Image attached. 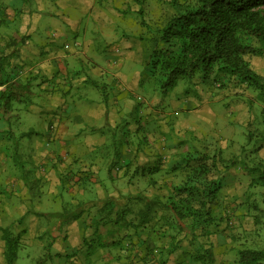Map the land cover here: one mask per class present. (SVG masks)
<instances>
[{"label": "crops", "instance_id": "obj_1", "mask_svg": "<svg viewBox=\"0 0 264 264\" xmlns=\"http://www.w3.org/2000/svg\"><path fill=\"white\" fill-rule=\"evenodd\" d=\"M141 1L14 0L9 5L11 0L8 3L6 0H0L3 9L0 10V39L16 40V49L21 51L18 59L25 64L24 71L33 76V83L36 86L33 88L38 94L35 99L36 104L40 105L36 108L42 120L43 143L35 139L32 152L37 150L39 154L37 159L41 157V160L37 162V159H34L33 162L37 166L42 164L38 167L43 175V183L52 182L54 185L63 183L68 187L69 194L73 195L74 201L77 200L70 213L63 218L65 221L57 222V226L61 228L59 232L64 233L59 235L55 233L56 239L51 243L48 242L50 246L56 248V258L59 256L63 261L64 258L66 259L64 263H91L96 261V258L104 259L111 256L109 252L113 246L112 240L105 241V237L116 235L121 231L109 228L106 217L111 216L118 209L119 201L116 202L118 197L138 192L135 185H130L129 180L134 181L135 176L146 180L144 178L146 176L147 183L155 182L156 193H159L164 183H178L186 178L187 166L194 167V161L189 160L192 154L200 157L210 155L204 143L203 153L196 146L199 142L197 140L200 130L194 119L192 121L188 117L189 113L200 110V113L206 112L210 118H215L214 110L203 104L211 98L221 99L226 95L227 90L226 92L232 91L231 93L246 98L236 101L239 105L235 107L237 115L234 120L248 124L252 116L251 107L246 105V100L261 102L258 94L249 93V89L237 78L212 74L205 78L211 79V83L203 86L204 88L197 86V98L192 99L195 104L188 107V111L181 119H174V115H177L176 110L170 114L168 109H165L164 102L173 105L176 103L172 98L161 99L156 93L155 108L151 107L153 99L148 101L146 109L143 108L144 104L138 106L133 103L131 97H137L136 89L144 84V80L138 72L134 73L126 68L125 58L138 53L142 48V41L141 38L130 34L126 24L129 23L131 14L138 16V7L142 6L139 5ZM34 31L39 35L37 45L33 46L31 34ZM74 42L78 44L74 45ZM109 54L114 58H109ZM8 58L10 60L9 56ZM256 72L262 75V71ZM193 80L197 82V79ZM205 82L206 80L202 84ZM183 102L187 105L190 101ZM260 113L264 114V106ZM132 118L136 123L134 127L126 124L130 133L128 134L127 131L128 135L125 139L112 140L116 130L112 133L113 137L110 132L104 134L103 131H99L105 127L114 130L123 126L126 119L130 121ZM155 119L156 147L145 144L142 150L151 153L147 154L148 160L141 158L138 161L135 155L142 145L139 147L136 145L132 149L127 142L128 136L139 134V130L142 132L141 124L151 123ZM223 132L222 135H217L221 150H218L217 154L215 151L212 155L217 165L216 173L212 178L219 184L216 199H220L219 204L223 202L234 207L230 208L233 214H249L251 213L249 204L243 203L239 206L233 202L240 198L239 193L244 195V192L248 191L249 195L245 198L253 199L254 192L250 188L253 186H249L250 178L240 180L244 172L232 168L235 162L241 161L242 158L250 164H261L264 167V141L259 142L255 149L249 150L250 154L243 157L248 149L236 144L232 136L233 132L231 134L228 131ZM204 133H207V130ZM100 134L104 138L100 137ZM174 134L179 139L173 136L174 143L169 144L171 142L168 141L170 140L168 135ZM166 138L167 140H164ZM106 141L110 143L107 144ZM228 143H231L230 147ZM106 144L110 147L106 151L107 155L104 153ZM242 149L244 152L239 155L238 152ZM223 150H225L224 154ZM254 151L256 154L254 161L257 163L251 160ZM226 164L231 167H228V171L224 173L222 166ZM57 174L64 181L61 182L58 178L55 181L54 176ZM225 174L229 175L228 183L231 185L227 183L226 187H222L219 180ZM225 188L227 190L220 196L218 194L220 189L222 191ZM54 192L59 194L57 190ZM75 193L81 195V201L76 198ZM86 195L88 197H85ZM65 207L66 204L59 206L60 210H64ZM50 212L60 213L59 210ZM1 213L3 210L0 208V216ZM17 214L19 219H15L13 225L21 226L20 237H27L30 231L36 232L34 223L38 218L32 215L27 217L30 215L29 208L26 207L24 212ZM1 223L0 220V227ZM86 228H88L87 235L92 238L91 241L96 242L94 247L90 246L92 251L89 252V248L87 257L86 255L85 257L78 255V257L73 252L65 253L61 241L68 242L75 250L76 246L80 248L86 240L80 242L77 233L80 231L82 233ZM39 230L42 231V228ZM99 237L102 240H99ZM23 238L21 240L24 245L41 247L36 252H40L45 247L44 241ZM91 241L89 245H92ZM3 252L4 243L0 232V264H7ZM31 256L32 254H27L29 259L36 258ZM23 262L25 263L26 259L20 261ZM11 264H16L15 260Z\"/></svg>", "mask_w": 264, "mask_h": 264}, {"label": "rangeland", "instance_id": "obj_2", "mask_svg": "<svg viewBox=\"0 0 264 264\" xmlns=\"http://www.w3.org/2000/svg\"><path fill=\"white\" fill-rule=\"evenodd\" d=\"M6 1L7 3L9 2V0ZM13 1L14 0H11L9 5ZM140 4H142V6L138 7V16L131 14L130 21L126 24V27L130 29V34L137 38H141L142 41V48L138 50V53L125 58L126 68L131 69L134 73L138 72L140 77L144 80V84H141L136 89V92L138 93L137 96H140L141 98L138 99L135 96H132L131 98L134 100L133 103L138 106L144 104L143 108L145 109L148 107V101L151 99L154 100L151 103V107H156V93L161 99L172 98L176 100V103L173 105L172 103L164 102L165 109H168L170 114L176 110L177 115H174V119H181L183 118L185 112L188 111V107L195 104L193 100L197 98V86L204 88L203 86H206V84L208 85L212 82V80L204 79L206 82L202 84L204 80L202 81L199 74H196L190 80L180 79L176 86L167 92H162L161 89H152L153 79L150 77L149 69L146 67L147 56L156 44L160 43L159 29L170 18L174 11L170 4V0H142L139 5ZM1 7L2 6H0V10L2 11L3 9ZM46 33L44 32V34ZM38 35L39 33L35 31L31 34L33 46L37 45L36 42L38 41ZM0 53L6 54L10 57V65L13 66V68H16L17 71L21 70V77H26L29 74L24 71L25 64L18 59L21 51L16 49L15 39L1 38ZM109 58H114V56L109 54ZM246 58L253 70L258 71L259 73L262 71V76L264 78V55H249ZM131 71L130 73H133ZM193 79H197V82ZM32 86L36 87L34 83ZM226 91V95L221 99L211 98L208 102L203 104L214 110L216 114L215 118H210V115L206 112L200 113V110L199 112L193 111L192 113H189L188 117L191 118L192 121L194 119V122L199 126L198 130H200V135L197 140L199 142L196 143V146L200 148V152L203 153L205 149L203 147L204 143L205 147H208L210 155L212 156L215 151L217 154L218 150H221V144L218 142L217 135H222L224 133L223 131H228L229 134L233 132L234 134L232 136L236 144L248 149V152H244V149L238 152L239 155H242L244 152L242 156L245 157L248 153L250 154L249 150L255 149L259 142L264 141V114L260 113L262 106H264V95H262V97L259 96V100L261 102H248V99L246 100V105L251 107L252 116L248 125L247 122L241 123L234 120L237 115L235 107L239 105L236 101H242L246 98L243 95L237 96V94L231 93L232 91ZM248 92H255L257 94L258 91L249 88ZM184 100H189V104L185 105L183 102ZM32 105H35V107ZM32 105H15L13 110L16 114L15 117L12 118L8 124L0 121L1 129L10 130L16 136L15 140H10L4 134L0 138V208L3 210V213H1L0 216V220L2 222L1 227L7 229L10 236L15 238L16 245L13 250L16 255V264H69L64 263L66 261L65 258L63 261V258H60L59 256L57 258L55 257L56 248L54 246H50L48 242L51 243L53 239H56L55 233H57V235L64 233L59 232V229L61 228L57 226V222L58 220L61 222L65 221L63 218H65L67 213H70L77 200L74 201L73 195L69 194L70 191H68V187L63 185V183H61V185H59V183L54 185L52 182L48 184L43 183V175L39 171V167L42 164H39L38 167L33 162L34 159L39 157L36 149L34 153L32 152L34 141L37 138V141L40 140L43 143V135L41 134L43 127L41 123V116L37 112V108L40 107V105ZM223 115H225V117ZM133 118L130 121L126 119L123 126H119L114 130L112 128L105 127V129L102 128L99 129V131H103L104 134L110 132L111 137L114 136L112 140H117V138L125 139L130 133V130L128 129L129 127H126V124L134 127L136 123ZM140 127L142 132L139 130V134L129 135L127 140L130 147L132 146V149H134L136 145L138 147L142 145L140 146L139 152L137 151L138 153L136 152L135 155L138 161L141 158L142 160H146L145 158H147V154L151 153V151L147 153L142 150L145 144H149L153 148L156 147V119L151 123L148 122L141 124ZM115 130L117 132L112 136V133ZM206 130L207 133H204ZM127 131L128 134H126ZM121 133L123 134L120 135ZM99 136L104 138L102 134ZM173 136L176 137L175 139H179L176 134L172 136L168 135V139H170L168 141L171 142L169 144L174 143V140L172 139ZM105 137L107 138V136ZM164 140H167V138ZM106 143L109 144L110 142L106 141ZM107 144L106 147H104V153L106 155L108 154L106 151L110 149ZM230 144L231 143L227 144L228 147H230ZM168 150L170 151V149ZM224 151L225 150H223V154L225 153ZM255 156L256 154L254 151L251 159L252 161H254ZM39 160H41V157L37 159V162H39ZM208 163L210 165L212 164L211 161H208ZM213 164L215 165V168L213 169L211 167V176L214 175L216 173L215 170H217V165L215 163ZM254 165L248 163L242 158L241 161L235 162L232 170L244 172V174L239 173L242 174L240 176V180L242 178L248 179L254 174L248 172L247 168ZM222 167L223 172L226 173L229 169L228 167L231 166L226 164V166ZM227 176L229 175L225 174L219 180L221 181L220 183L222 187H226V185L230 184L228 183L229 178ZM54 178L55 181L57 178L61 182L64 181L59 177V174L54 176ZM144 178L147 180L146 176H144ZM146 180L140 176H135L134 181L129 180L128 182L131 186L135 185V188L139 193L147 196L158 195L163 199L167 195L172 183H174H164L163 187H160L159 193H156V184L149 185ZM250 188H252L251 191L254 192L255 197L253 199L250 200L245 198L249 195L248 191L246 193L244 192L245 196L242 193H239L240 198L233 203H237L239 206L243 203L249 204V206H251V213L233 214L230 211V208L233 209L234 207H230L229 204H223V202H220L219 204L220 199H217L212 205V220L207 222V225L204 223L206 226L201 225L200 228H197L194 237H191L188 233L182 232L175 237L177 242L173 240L172 244L170 242V238L168 236H162L161 233H156L153 236L150 234L151 236L148 235V237H146L147 233L145 231H141L140 234L133 233V229L123 227L124 225H121L122 222L116 219L117 213H113L111 216L109 215L106 217L109 223L108 227L114 228L117 231L120 230L121 232L108 237L104 236L105 241L112 240L113 246L109 252V255L111 256L104 259L103 257L96 258V261L81 264H239L237 261L238 250L243 248L264 249V205L261 202L264 187L254 185ZM56 190L60 195L54 192ZM225 190L227 189L225 188L222 191L220 189L218 194L222 196L223 191ZM75 195H77L76 198L80 201L82 200L79 193H75ZM85 197L88 196L86 195ZM90 199L93 198L90 197ZM63 201H67L65 203L66 207L64 210H60L61 208H59V206L65 205ZM26 207L29 208L30 212V215L27 217H30L31 215L35 216L38 218V221L34 223L36 232L30 231L27 233V237L23 238V236H19L21 226L13 225V222L15 219H19V215L17 213L24 212ZM58 210L60 213L50 212ZM160 212L161 211H159L158 214H160ZM24 217L26 218V216ZM41 228L42 231L39 230ZM87 230L88 228H86V232L82 231L81 233L80 231L77 233V239H79L80 242L84 240H86V242L84 245H81L80 248L76 246V250L68 242H65L64 240L61 241V245H64L63 250L65 253L69 254L73 252L77 256L83 255L85 257L86 255L87 257L90 246L92 248L95 246L94 243H96L95 241H91L92 238H89V234L87 235ZM203 230H208L209 233L205 234L202 232ZM127 233H130L129 236H126L132 238V243H130L129 247L122 248L121 243H125L123 238L125 236L124 234ZM96 236L98 237V235ZM21 238L27 240L31 239L33 241H44L45 247L43 250H40V252H36L38 248L41 249V247L37 245H24L25 243L22 242ZM98 239L102 240L101 237ZM90 241L92 245H89ZM141 242H145L144 245L146 248L139 246ZM174 242L176 246L175 248L172 247ZM200 247L201 249L199 250V253H203V259H194L192 254ZM91 248L89 252L92 251ZM208 248L211 251V260L205 252ZM169 249L171 250L169 251ZM29 253L32 254L31 257L36 258H32L33 260L29 259V257H27V254ZM23 259H26V262L20 263ZM257 264H264V262H259Z\"/></svg>", "mask_w": 264, "mask_h": 264}, {"label": "trees", "instance_id": "obj_3", "mask_svg": "<svg viewBox=\"0 0 264 264\" xmlns=\"http://www.w3.org/2000/svg\"><path fill=\"white\" fill-rule=\"evenodd\" d=\"M170 4L174 12L159 29L160 43L146 60L153 90L167 92L180 79L190 80L196 74L201 79L224 74L237 78L246 88L258 91V96L264 95V78L251 68L246 58L264 55V0H170ZM20 73L21 70L10 65L8 56L0 53V121L6 124L16 115L13 112L15 105L36 104L38 94L32 86L33 76L21 77ZM3 134L10 140L16 138L12 131L0 128V138ZM189 160L195 162L194 167L187 166L186 178L172 183L164 199L139 192L118 197V209L114 214L117 213L116 219L122 222L121 225L133 229L136 234L145 231L146 237L161 233L168 236L172 244L182 232L194 237L197 228L211 221L212 205L219 189L218 182L210 175L216 160L210 155L200 157L194 154ZM247 171L254 174L249 186L264 187V167L261 164H255ZM261 202L264 205V192ZM0 232L5 261L11 264L16 257L13 250L15 238L5 228L0 227ZM202 232L209 233L208 230ZM129 234H124L122 248L132 243ZM144 244L141 242L139 246L145 247ZM200 249L192 254L194 259H203ZM205 252L211 260L210 249ZM237 261L239 264L264 262V249H240Z\"/></svg>", "mask_w": 264, "mask_h": 264}, {"label": "built area", "instance_id": "obj_4", "mask_svg": "<svg viewBox=\"0 0 264 264\" xmlns=\"http://www.w3.org/2000/svg\"><path fill=\"white\" fill-rule=\"evenodd\" d=\"M78 43L77 42H74V45H77Z\"/></svg>", "mask_w": 264, "mask_h": 264}]
</instances>
